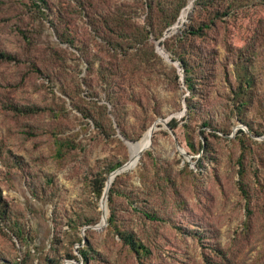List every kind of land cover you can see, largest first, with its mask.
Segmentation results:
<instances>
[{"label": "rangeland", "instance_id": "rangeland-1", "mask_svg": "<svg viewBox=\"0 0 264 264\" xmlns=\"http://www.w3.org/2000/svg\"><path fill=\"white\" fill-rule=\"evenodd\" d=\"M144 3L0 0V264H264V0H185L158 37Z\"/></svg>", "mask_w": 264, "mask_h": 264}, {"label": "trees", "instance_id": "trees-1", "mask_svg": "<svg viewBox=\"0 0 264 264\" xmlns=\"http://www.w3.org/2000/svg\"><path fill=\"white\" fill-rule=\"evenodd\" d=\"M162 2L163 0H145L144 6L146 9V22L145 24L148 27V30H146V33H150L153 36H157L158 34H160L164 28L168 27L169 25H171L177 15L179 10L185 5V0H181L179 5L177 6L176 10L173 13H167L162 11ZM81 8L84 10V13L86 16H88V10L86 8V6H82ZM89 8V7H88ZM90 9V8H89ZM156 12H160L162 14V17H159ZM89 22L91 23L92 26L95 25V22L93 20H89ZM123 22V19L121 17L115 16V18H111L109 16V14L106 12L105 13V17L101 20L102 25L100 26V32L104 29H106L108 31V35L106 36L105 41L107 43H110L112 45H114L116 47L117 42H113L114 37H115V32L116 29L119 25H121ZM162 26V29H160L159 33H157L158 28H160ZM203 28L204 26H198L195 29H190L189 33L190 35H195V36H200L203 34ZM158 37V36H157ZM173 38H178L181 42V44L183 43H188V36H183V35H173ZM131 38V36L129 35H125L119 39H122L123 41H127ZM171 38V37H170ZM164 46H166V42L164 43ZM170 48V46H169ZM173 53L174 50H172ZM176 58L180 61L181 67L183 68V73H184V82L187 85V87L189 89L194 88V84H193V80H192V67L188 61L187 58H185L184 56L177 55ZM189 101V100H188ZM102 109L105 110V106H102ZM186 109L187 112L190 113L192 107L189 105V103L186 104ZM85 116H89L91 115L90 111H86L83 113ZM169 125L171 128H174L176 126V121L172 120L171 122H169ZM241 169H239V172L242 175V165L240 166ZM108 178V177H107ZM107 180V179H106ZM115 180H113L111 182V185L108 188V201L110 202L112 194L115 193ZM106 185V183H105ZM144 215L150 219H160L159 216L157 214L154 213H150L147 211H143ZM113 217L112 212L110 213V215L107 217V220L111 221ZM100 221V220H99ZM122 240L129 245V247L131 249H133L134 251H139L140 249H142V245L139 244V242H137V240H135L133 238V236L129 233V234H124L122 236ZM79 253L82 255L83 259H85V261L87 260V256L84 253V249H79Z\"/></svg>", "mask_w": 264, "mask_h": 264}, {"label": "bare ground", "instance_id": "bare-ground-1", "mask_svg": "<svg viewBox=\"0 0 264 264\" xmlns=\"http://www.w3.org/2000/svg\"><path fill=\"white\" fill-rule=\"evenodd\" d=\"M189 3V2H188ZM190 8V7H189ZM186 9H184V11L182 12V16L183 17L186 13ZM189 12V11H188ZM154 129H152L151 127L146 131L144 137L142 140L140 141H137V142H133V141H127V144H128V147H129V151H130V158H129V161H131L130 163H135L136 160H137V157L139 155V152H140V149L144 148L150 141V138L152 136V133H153ZM113 174H111L109 180H108V183L106 185V188L104 189H107V187L110 185V183L113 181ZM102 200V199H101ZM101 200H100V208H101ZM105 203L106 205V200L104 199L103 202H102V206L103 204ZM103 220H105L106 218V212H105V209H104V212H103ZM104 223H106L105 221H100L98 222L97 224V227H93L92 228H95V229H100L101 227L104 226Z\"/></svg>", "mask_w": 264, "mask_h": 264}, {"label": "water", "instance_id": "water-1", "mask_svg": "<svg viewBox=\"0 0 264 264\" xmlns=\"http://www.w3.org/2000/svg\"><path fill=\"white\" fill-rule=\"evenodd\" d=\"M171 61V60H170ZM163 123H166V121L165 120H161ZM156 123H157V121L151 126V128L152 129H154L155 127H156ZM150 143H151V138H150V141H149V143L144 147V148H142V149H140V152H139V155H138V157H137V160H136V162L135 163H130L131 161H127V162H125L124 164H122L120 167H118L117 169H115V170H113L111 173L113 174V176L115 177L116 175H118V174H120V173H123V172H127L128 170H131L132 168H134V166L137 164V162H138V160H139V158H140V156H141V154L143 153V151L146 149V148H148L149 146H150ZM176 144H177V142H176ZM177 146H178V144H177ZM182 152V151H181ZM110 173V174H111ZM114 179V178H113ZM110 185H111V183H110ZM109 185V186H110ZM109 186L107 187V189H104V191H103V193H102V196H101V199H105V200H107V191H108V188H109ZM106 187V186H105ZM104 187V188H105ZM100 199V200H101ZM106 224V223H105ZM93 227H97V225H94ZM103 227H101L100 229H102Z\"/></svg>", "mask_w": 264, "mask_h": 264}]
</instances>
